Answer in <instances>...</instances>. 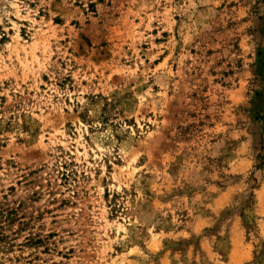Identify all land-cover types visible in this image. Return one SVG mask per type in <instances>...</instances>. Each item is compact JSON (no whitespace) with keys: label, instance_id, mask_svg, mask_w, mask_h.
I'll use <instances>...</instances> for the list:
<instances>
[{"label":"rangeland","instance_id":"374dc122","mask_svg":"<svg viewBox=\"0 0 264 264\" xmlns=\"http://www.w3.org/2000/svg\"><path fill=\"white\" fill-rule=\"evenodd\" d=\"M0 264H264V0H0Z\"/></svg>","mask_w":264,"mask_h":264}]
</instances>
